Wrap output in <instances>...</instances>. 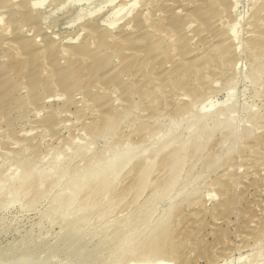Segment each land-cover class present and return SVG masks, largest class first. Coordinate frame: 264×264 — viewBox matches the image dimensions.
<instances>
[{"label":"rangeland","instance_id":"374dc122","mask_svg":"<svg viewBox=\"0 0 264 264\" xmlns=\"http://www.w3.org/2000/svg\"><path fill=\"white\" fill-rule=\"evenodd\" d=\"M6 1L0 0V245L45 237L54 244L79 229L75 234L89 241L111 235L103 264H264V0ZM96 21L105 31L110 21H118L113 31L132 26L126 28L135 30L131 42L138 37L133 45L150 53L146 73L137 70L143 53L125 62L136 77L118 68L130 51L109 45L101 29L92 36L88 28ZM150 24L175 31L180 56L174 61L191 62L184 70L188 81L158 67L174 52L175 37H152ZM70 44L100 47L78 61L90 68L68 70L62 57H69ZM135 82L142 88L132 90ZM202 113L207 122H199ZM182 142L189 152L173 171L180 177L166 195L152 197L168 181L166 157L179 159ZM163 143L167 150L154 156ZM128 153L137 155L126 159ZM145 160V182L135 185L134 165ZM113 163L119 166L105 169ZM96 176L103 180L96 183ZM168 216L172 259L147 252L150 232L163 231ZM128 219L138 221L132 229ZM128 242L139 247L131 251Z\"/></svg>","mask_w":264,"mask_h":264},{"label":"bare ground","instance_id":"6f19581e","mask_svg":"<svg viewBox=\"0 0 264 264\" xmlns=\"http://www.w3.org/2000/svg\"><path fill=\"white\" fill-rule=\"evenodd\" d=\"M1 1H5V4H6V2H8V1H6V0H1ZM108 1H111V0H108ZM127 1V0H126ZM138 1V0H137ZM237 1V0H236ZM234 2V1H233ZM35 3H37V2H35ZM34 3V4H35ZM107 3V2H106ZM108 3H112V1L111 2H108ZM260 3V2H259ZM237 4V3H236ZM27 5V4H26ZM37 5V4H36ZM60 5V4H59ZM127 5V4H126ZM125 5V6H126ZM129 5H130V3H129ZM1 6V5H0ZM5 6V5H4ZM38 6V5H37ZM124 6V7H125ZM236 6V5H235ZM239 6V5H238ZM31 8V7H30ZM33 8L35 9V7L33 6ZM32 8V9H33ZM33 9V10H34ZM123 9V8H122ZM10 11V10H9ZM29 11V10H28ZM98 11H100V9L98 10ZM181 11V10H180ZM179 11V12H180ZM235 11V10H234ZM3 12V11H2ZM5 12V11H4ZM11 12V11H10ZM25 12V11H24ZM233 12V11H232ZM23 13V12H22ZM26 13V12H25ZM145 14V13H144ZM113 15H115V13L114 14H112V16ZM5 16V15H4ZM17 17V16H16ZM148 17V16H147ZM15 18V17H14ZM18 18V17H17ZM132 18V17H131ZM25 19V18H24ZM103 19V18H102ZM11 20V19H10ZM225 20V19H224ZM102 21V20H101ZM119 21V20H118ZM118 21H110L109 22V26H113L112 28H110V27H108V29L105 31V29L107 28H105L104 30L103 29H101V25H98L97 24V21H96V23H90V25H89V31L88 32H90L91 34L93 33V34H95V33H97L100 29L102 30V32H104L102 35H101V38H105V41L106 40H108L107 41V43L108 42H114L115 44L117 43L118 45H115L114 43V46L115 47H117V46H123L124 47V50H126V51H130V52H128L129 54L128 55H125L124 57L122 56V60L121 61H124L123 63H125L126 62V60L129 58V61L131 60V58L134 60V59H136L137 58V56L139 55V53H143V56L145 57V58H143V59H145V61H143V63H141V67L140 68H137V70H138V72L140 71L141 72V70L145 67V65L146 64H148V63H150L151 62V58H148L149 56H150V53H144V52H142V50H141V48L139 49V48H137V46L138 45H136V46H134L133 45V41L131 42V37H132V35H133V33H134V31L135 30H133L132 31V29H126V28H128V27H132L131 25L130 26H128V27H126V28H122V30L121 31H113L112 29H114L116 26V24H117V22ZM21 22V21H20ZM149 22V21H148ZM19 24V23H18ZM33 24V23H32ZM100 24H101V22H100ZM141 24V23H140ZM236 24V23H235ZM235 24H234V28H235ZM2 25H5V24H2ZM1 25V26H2ZM30 25H31V23H30ZM105 25H107V24H105ZM117 26H118V24H117ZM150 26H151V24H150ZM200 29H202V28H204V26L202 25V24H200ZM43 27V26H42ZM105 27V26H104ZM125 27V26H124ZM134 27V29H137L136 27H137V25H134L133 26ZM227 27V26H226ZM2 28V27H1ZM6 28H10V27H8V26H6ZM110 28V29H109ZM143 28V27H142ZM146 28V27H145ZM148 28V27H147ZM146 28V29H147ZM151 28H153L152 29V31L151 30H148V31H151V36L153 37V35H156L155 37H156V39H157V36H158V38H163L164 36H169V37H171V39H172V36H174L175 37V41L172 43V44H174V52L171 54V55H169L164 61H162L161 63H160V65L158 66V67H161V69L162 70H164L165 71V74L167 73V72H169V73H167L168 75V77H174V75H176V76H179V78L183 81V82H185V81H188L187 80V77H186V73L184 72V70H186L185 68L187 67H189L190 66V61H182V63H180L181 65H177V63L178 62H175L174 60H176V58L178 57V56H180V53H179V50L178 49H176V45H177V43L179 42L178 40V38L176 37V35H174V34H176L175 33V31L173 30V29H171V28H168V29H166V28H161V29H159V28H154V26H151ZM229 28V27H228ZM3 29V28H2ZM49 29V28H48ZM141 29V28H140ZM236 29V28H235ZM234 29V30H235ZM251 29V28H250ZM6 30V29H5ZM31 30V29H30ZM145 30V29H144ZM233 30V29H232ZM23 31V30H22ZM52 31V30H51ZM138 31V30H137ZM140 31V30H139ZM201 31V30H200ZM4 32V31H3ZM7 32H9V31H7ZM34 32V31H33ZM32 32V33H33ZM99 32H101V31H99ZM98 32V33H99ZM233 32V34H234V31H232ZM49 33V32H48ZM135 33H137V32H135ZM139 33H141V32H139ZM138 33V34H139ZM144 33V32H143ZM154 33V34H153ZM164 33H166V34H164ZM3 34V33H2ZM2 34H0V35H2ZM7 34V33H6ZM28 34V33H27ZM81 34V33H80ZM91 34H89V35H91ZM93 34H92V36H93ZM173 34V35H172ZM179 34V33H178ZM235 34H236V30H235ZM8 35V34H7ZM29 35V34H28ZM32 36V35H31ZM234 36V35H233ZM4 37V36H3ZM53 37V36H52ZM81 37V36H80ZM97 37H98V35H97ZM173 37V38H174ZM236 37V36H235ZM8 38V37H7ZM60 38V37H59ZM58 38V39H59ZM91 38V37H90ZM134 38V37H133ZM141 38V37H140ZM164 38H166V37H164ZM11 39V38H10ZM40 39V38H39ZM92 39H93V37H92ZM136 39H138V37L136 38ZM135 39V41L134 42H136V41H138V40H136ZM170 39V38H169ZM235 39H237V38H235ZM5 40V39H4ZM28 40H29V38H28ZM35 40V39H34ZM78 40V39H77ZM94 40V39H93ZM57 41V40H56ZM76 41V40H75ZM87 41H89L90 43L89 44H91L92 43V41H91V39L90 40H87ZM104 41V40H103ZM173 41V40H172ZM192 40H190V42H191ZM195 41V40H194ZM35 42H37V41H35ZM236 42V41H235ZM240 42V41H239ZM32 43H33V41H32ZM64 43V42H63ZM87 43V42H86ZM96 43V42H95ZM103 43H105V42H103ZM138 43V42H137ZM56 44V43H55ZM96 44H98V43H96ZM100 44H101V42H100ZM109 45H110V43H108ZM107 44V45H108ZM113 44H111V46L113 45ZM241 44V43H240ZM22 45V44H21ZM21 45H19V46H21ZM61 45H63V44H61ZM67 45V44H66ZM99 45V44H98ZM105 45V44H104ZM235 45V44H234ZM3 46V45H2ZM55 46V45H54ZM60 46V45H59ZM83 46V45H82ZM81 45H76V46H74V45H71L70 44V46H68V48H67V51L65 52V51H63V49H62V53L63 52H65V53H68V55H69V57H67V56H64V57H62L60 54V56L62 57V59H64L65 58V60H67V62H66V65L68 66V70H71L70 68L71 67H76V65L77 66H80V67H78L77 69L76 68H74V69H76L77 71H75V70H73L74 72H78V73H80V71L81 70H87L88 68H90V67H88V66H91V65H86V63H85V66L84 65H81V64H83V60L80 58L81 56H83V55H85L87 52H89V51H93V49L95 48V46H94V48H92L93 46H89L88 45V47L86 46V47H82ZM110 46V47H111ZM125 46L127 47V48H125ZM133 46L134 47H136V48H133ZM170 46V45H169ZM4 47V46H3ZM47 47V46H46ZM45 47V51L46 50H49V48H46ZM56 47H57V44H56ZM61 47V46H60ZM63 47V46H62ZM61 47V48H62ZM66 47V46H65ZM130 47V48H129ZM171 47V46H170ZM22 48V47H21ZM55 48V47H54ZM64 48V47H63ZM97 48H100L99 46L97 47L96 46V49ZM102 49H103V46L101 47ZM105 48V47H104ZM107 48L108 47H106L105 49H106V51H109V48H108V50H107ZM129 48V49H128ZM57 49V48H56ZM95 49V50H96ZM104 49V50H105ZM112 48H110V50H111ZM115 49V48H114ZM128 49V50H127ZM238 49H239V47H238ZM19 50V49H18ZM22 50V49H21ZM58 50V52H59V49H57ZM101 50V49H100ZM61 51V50H60ZM105 51V52H106ZM165 51V50H164ZM239 51V50H238ZM23 52V51H22ZM104 52V51H103ZM113 52V51H112ZM61 53V52H60ZM65 53H64V55H65ZM19 54H20V52H19ZM67 55V54H66ZM59 56V57H60ZM206 56H209V55H206ZM67 57V58H66ZM134 57V58H133ZM136 57V58H135ZM140 57H142V56H140ZM166 57V56H165ZM79 58V59H78ZM198 58V57H197ZM209 58H211V57H209ZM138 59V58H137ZM136 59V60H137ZM140 59V58H139ZM178 59V58H177ZM82 61V62H78V61ZM209 60H211V59H209ZM57 61V60H56ZM64 61V60H63ZM62 61V62H63ZM85 61V60H84ZM121 61H119V62H121ZM139 61V60H138ZM179 61V60H178ZM59 62V61H58ZM65 62H64V65H65ZM118 62V61H117ZM118 62V64H121L122 66H121V68H120V66L118 67L120 70L122 69V70H124V74L126 75V76H128V77H131V78H133V77H136V75L138 74V72H137V70H135V69H131L132 68V66H131V68L129 67V65H128V68H130V69H128L127 67H126V69H125V65H126V63L124 64V67H123V63H119ZM140 62V61H139ZM181 62V61H180ZM57 63V62H56ZM136 63V62H135ZM25 64V63H24ZM76 64V65H75ZM90 64V63H89ZM118 64L116 65V66H118ZM131 64H134V61H133V63H131ZM140 64V63H139ZM168 64H171V66H169ZM46 65V64H45ZM57 65L58 66H63V64L61 65L60 64V62L59 63H57ZM65 65V69H66V66ZM137 65V64H136ZM149 65V64H148ZM238 65V64H237ZM24 66V65H23ZM139 66V65H138ZM124 69H123V68ZM134 67V66H133ZM136 67V66H135ZM146 67H147V65H146ZM158 67L156 68V69H158ZM167 67H171V68H167ZM117 68V69H118ZM237 68V67H236ZM147 69H149V67H147ZM160 69V70H161ZM134 70L137 72V73H134ZM143 70H145V68L143 69ZM198 70V69H197ZM47 72H49L48 74L46 73V75H48V76H52V73H53V71L51 70V71H47ZM139 72V73H140ZM197 72L198 71H196V74H197ZM78 73H76L75 75H77ZM92 73V72H91ZM143 73V72H142ZM145 73H146V70H145ZM144 74V73H143ZM93 75V74H92ZM140 75H141V73H140ZM145 75H147V74H145ZM86 76H89V75H86ZM91 76V75H90ZM125 76V77H126ZM142 76V75H141ZM77 78H81V76H76ZM148 77V76H147ZM159 77H161V76H159ZM143 78V77H142ZM157 78V77H156ZM156 78H154V80L156 79ZM145 79V78H144ZM143 79V80H144ZM147 79V78H146ZM145 79V80H146ZM159 78H157L156 80H158ZM60 79H58V81H59ZM143 80H142V82H143ZM145 80H144V82H145ZM137 81V80H136ZM139 82H141L140 80H138ZM64 82V81H63ZM140 83V84H146V82L145 83ZM64 83H62V85H63ZM142 85H139L138 83H133L132 84V86H131V89L132 90H135L136 88L138 89L139 88V86H140V88H142ZM55 86H56V84H55ZM147 86V85H146ZM145 85H144V88L146 87ZM135 88V89H134ZM27 90V89H26ZM181 90H183V89H181ZM28 91V90H27ZM144 91V90H143ZM81 93V92H80ZM203 93V92H202ZM201 93V94H202ZM79 94V93H78ZM83 94V93H82ZM197 94V93H196ZM199 94V93H198ZM79 95H81V94H79ZM203 95V94H202ZM205 95V94H204ZM193 96V95H192ZM201 96V95H200ZM206 96H207V94H206ZM72 97H73V95H72ZM142 96H140V98H141ZM195 97V96H194ZM197 97V96H196ZM212 97V96H211ZM57 98V97H56ZM139 98V99H140ZM60 99V98H59ZM72 98H70V100H71ZM75 100H76V98H74ZM81 99H83V98H81ZM147 100L148 98H147V96H144L141 100ZM51 100V99H50ZM57 100V99H56ZM74 100V101H75ZM117 100V99H116ZM140 100V103L142 102ZM206 100V99H205ZM65 101V100H64ZM200 101H201V99H200ZM52 103V102H51ZM139 103V102H138ZM117 105V104H116ZM204 106V105H203ZM194 110V109H193ZM219 113V112H218ZM209 117V115L207 114V113H202L201 114V117H200V121L199 122H207V120L210 118H208ZM215 117H217L216 119H218L219 117L218 116H216L215 115ZM255 121V120H254ZM203 124V123H202ZM207 124V123H206ZM198 125V124H197ZM207 126V125H206ZM209 130H211V129H204L203 128V133H205V134H209ZM28 134V133H27ZM206 137V136H205ZM180 143V142H179ZM183 143V142H182ZM181 143V146H180V150H179V155H180V158L178 159V158H176V157H174V158H171V155L169 156V154H168V156L169 157H166V158H168V161H169V164H168V166H167V169H168V171H169V177H168V181L166 182V185L165 184H163V185H165L163 188H161V187H158L159 188V190H156V191H154V193L152 194V197H161V195H163V194H165L166 195V192H168V191H170L174 186V184L177 182V179L180 177H178V175H180V173H178V172H173L176 168H177V166H179V165H181L182 163H183V160L185 159V156L188 154H185L186 152H189V151H187L188 150V145L186 144V143H183L182 144ZM169 147V144L168 143H163V144H161V145H159V147H157L156 148V151H155V153H154V156H156L157 154H160V153H163V152H165L166 150H167V148ZM190 147V146H189ZM257 150V149H256ZM166 153H168V152H166ZM183 153V154H182ZM164 154V153H163ZM135 155H137V154H135ZM135 155L133 156V153H128V155L127 156H125V158L126 159H128V158H130V157H135ZM166 156H167V154H166ZM132 157V158H133ZM142 161H143V159H142ZM141 161V162H142ZM148 161L149 160H145V163H140V165L139 164H135L134 165V175H135V180L134 181H136V179H137V181L136 182H133V184H135V185H139V186H141L142 184H144V182H145V174H146V172H147V169H148V166H147V164H148ZM147 163V164H146ZM116 163H113L112 165H108L107 166V164H106V166L107 167H105V169L106 170H108V169H111V168H116V167H118L119 166V164H116ZM139 165V166H138ZM178 174V175H177ZM137 176V177H136ZM96 178H98V180L101 178V177H99V176H96L95 178L93 177V180H95ZM102 179V178H101ZM100 179V180H101ZM103 180V179H102ZM92 181V180H91ZM91 181L89 182V183H91ZM96 181V183H97V179L95 180ZM95 181H94V184L93 185H95V189H96V185L97 184H95ZM87 182V181H86ZM103 182V181H102ZM165 182V181H164ZM92 183H93V181H92ZM100 183V182H99ZM28 185V184H27ZM85 185V184H84ZM98 185H100V184H98ZM161 185V184H160ZM159 185V186H160ZM29 186V185H28ZM20 188V187H19ZM27 188V187H26ZM84 188H86V187H84ZM88 188H89V186H87V188H86V190H88ZM94 188V187H93ZM100 188H101V186L99 187V189L97 188V190H92L94 193H92V196H93V194H96V192H98V190H100ZM28 189V188H27ZM90 189V188H89ZM139 188H137L136 187V190H138ZM85 190V189H84ZM90 191V190H89ZM82 192V191H81ZM83 193V192H82ZM79 195V194H78ZM91 195V194H90ZM87 196H88V194H87ZM151 197V196H150ZM73 198V197H72ZM71 198V199H72ZM75 198H76V196H75ZM149 198V197H148ZM157 198H156V200H157ZM68 199V198H67ZM159 200V199H158ZM63 201H65V200H63ZM67 201H69V199L67 200ZM75 201V200H74ZM77 201V200H76ZM148 201H149V199H148ZM71 201H69L68 203L69 204H71L70 203ZM147 202V201H146ZM145 202V203H146ZM150 202V201H149ZM157 202V201H156ZM72 203H73V200H72ZM75 203V202H74ZM79 203H82V202H79ZM79 203H76V205H78ZM152 203V202H151ZM151 203H148L147 202V207H148V209H150L149 208V206H152L153 207V205H150ZM57 204H59V203H57ZM60 204H61V202H60ZM65 204H67V203H65ZM144 204V203H143ZM148 204H149V206H148ZM153 204H155V203H153ZM80 205V204H79ZM146 205V204H145ZM58 206V205H57ZM61 206V205H60ZM63 206V205H62ZM68 206V205H67ZM66 207V206H65ZM142 207H143V205H142ZM142 207H141V209H142ZM68 208V207H67ZM67 208H65L66 210H67ZM145 207H143V209H144ZM156 208V207H155ZM55 209V208H54ZM58 209H60L61 210V208H59L58 207ZM57 209V210H58ZM64 209V208H63ZM138 209V208H137ZM148 209L146 208L145 209V214L147 213L146 211H148ZM153 209V208H152ZM151 210V209H150ZM53 211V210H52ZM71 211H73V210H71ZM70 210H69V212H71ZM138 211V210H137ZM139 211H141V210H139ZM138 211V212H139ZM156 211V210H155ZM47 212V211H46ZM58 212V211H57ZM57 212H54L55 213V215H57ZM61 212V211H60ZM59 212V213H60ZM67 212V211H66ZM66 212H65V214H66ZM136 212V211H135ZM150 212V211H149ZM58 213V214H59ZM62 213V212H61ZM60 213V214H61ZM46 214V213H45ZM52 215H53V213H51ZM70 214H72V213H70ZM142 214V213H141ZM49 215V214H48ZM47 215V216H48ZM51 215V216H52ZM64 215V214H63ZM67 215H68V213H67ZM131 215V214H130ZM134 215H138V214H134ZM139 215H140V213H139ZM146 215H148V214H146ZM54 216V215H53ZM64 216H66V215H64ZM63 216V218H68V216H66V217H64ZM84 216V215H83ZM133 216V215H132ZM143 216V219H144V216L145 215H142ZM172 216V215H171ZM171 216H168V217H166V219L165 220H163V222H162V224H163V226H164V228L165 229H163V231H159L160 229H157L155 232H150L151 233V235H150V239H148L149 241H148V250H147V252H150V251H155V252H157L158 253V255H155V256H157L158 258H159V256H161V257H164V258H167V257H169V258H171V257H173V253H174V251H175V246L174 245H172L171 243V241H169L168 239H166L165 237H166V235L168 234H170V230H169V228H168V226H167V221H169V219H170V217ZM50 216H48V218H49ZM71 217H73V216H71ZM77 217V216H76ZM87 217H88V215H87ZM90 217V216H89ZM88 217V218H89ZM128 217H129V215H128ZM134 217V216H133ZM42 218V217H41ZM62 218V217H61ZM70 218V217H69ZM78 218V217H77ZM88 218L86 219L87 221H88ZM125 218V217H124ZM131 218L132 217H130V220H131ZM134 218H136V217H134ZM139 218H140V220H141V216H139ZM147 218V217H146ZM149 218V217H148ZM46 219V218H45ZM54 219V218H53ZM53 219H51L52 221H53ZM83 219V218H82ZM92 219H94V218H92ZM91 219V220H92ZM127 219V218H126ZM137 220H138V218H136ZM150 219H151V217H150ZM154 219V218H153ZM48 220V219H47ZM50 220V221H51ZM64 220V219H63ZM68 220V219H67ZM123 220V219H122ZM129 220V219H128ZM129 220V222L127 223V224H125L128 228L127 229H129V228H133V224L135 223V222H138L137 220L135 221V222H133L132 223V221H130ZM132 220H133V218H132ZM139 220V221H140ZM149 220V219H148ZM55 221V220H54ZM70 221V220H69ZM77 221V220H76ZM76 221H73V222H76ZM81 221V220H80ZM65 222V221H64ZM83 222V221H82ZM82 222H79L80 224L82 223ZM85 222V221H84ZM84 222H83V224H84ZM97 222V221H96ZM106 222V221H105ZM146 222V221H145ZM156 222V221H155ZM55 223V222H54ZM79 223H77V225L79 224ZM91 223H92V221H91ZM90 223V224H91ZM99 223V222H98ZM104 223V222H103ZM102 223V224H103ZM123 223V221L121 222V224ZM147 223V222H146ZM166 225H165V224ZM68 224V226L71 228V226H72V229L75 227V224L74 223H72V221L70 222V223H67ZM105 224V223H104ZM117 224H119V223H117ZM117 224H116V227H117ZM140 224V223H139ZM139 224H138V226H139ZM144 224V223H143ZM54 225V224H53ZM87 225V224H86ZM89 225V224H88ZM87 225V226H88ZM97 225V224H96ZM147 225V224H146ZM146 225H145V227H146ZM151 225V224H150ZM61 226V225H60ZM74 226V227H73ZM78 226H80L81 227V225H78ZM91 226H93L94 227V225H91ZM98 226V225H97ZM100 226V225H99ZM115 226V225H114ZM120 226V225H119ZM137 226V225H136ZM142 226V225H141ZM68 227V228H69ZM77 227V226H76ZM84 227V226H83ZM86 227V226H85ZM96 227V226H95ZM102 228H103V226H101ZM106 227V226H105ZM115 227V228H116ZM121 227V226H120ZM122 227H124V225L122 226ZM51 228V227H50ZM61 228V227H60ZM64 229H65V227H63ZM68 228H66V229H68ZM69 228V229H70ZM79 228V227H78ZM78 228H76V229H78ZM89 228V227H88ZM102 228H100V230L102 229ZM114 228V229H115ZM119 228V227H118ZM136 228V227H135ZM144 228V227H143ZM41 229H43V228H41ZM65 229V230H66ZM76 229H73V230H75L76 231ZM87 229V228H86ZM85 229V230H86ZM97 229H99V228H97ZM108 229V228H107ZM111 228H109V230H110ZM113 229V230H114ZM126 228H124V230H125ZM130 229V230H131ZM138 229H139V227H138ZM16 230V229H15ZM71 230V229H70ZM89 230V229H88ZM100 230H98V233L100 232ZM112 230V231H113ZM120 230H122L123 231V229L121 228ZM129 230V231H130ZM45 231V230H44ZM52 231V230H51ZM74 231V232H75ZM78 231H79V229H78ZM77 231V232H78ZM83 231V230H82ZM94 231V230H93ZM104 232L106 231V229L105 230H103ZM32 232H34V231H32ZM31 232V233H32ZM73 232V231H72ZM71 231L69 232V233H65V235L63 234V236L62 237H60V239L58 240V237H57V242H55L54 244L52 243V244H50V243H47V240H46V237H45V240H46V242H45V240L42 242L41 240V242L40 241H37V243H35V241L33 242V241H31V240H29V238H28V240H25V239H23L22 241L20 240V242H19V240H18V244L16 243V245L14 246L13 245V241H14V239H12L13 241H11L12 242V245H13V247H12V245H11V242H10V246L9 247H4V245L3 244H1V245H3V247L1 246L0 247V264H57L56 262H57V260L59 259V258H61V257H65V259H66V261L68 262V263H66V264H103L104 263V260L101 258V255L102 254H105V253H107V252H105V253H103V251H104V249L106 248L107 249V247H108V245H110V246H112L111 244L112 243H110V239L108 238L109 236H111V235H109V236H104L103 235V237L100 235L101 234V232L99 233V235L101 236H97V237H95V239H90L91 241H89V237H88V235L87 236H85V239H86V237H88V241L87 240H85L84 238H81L79 235H77V234H75V233H77V232H75V233H72ZM80 232H81V228H80ZM95 232V231H94ZM111 232V231H110ZM110 232H108V233H110ZM131 232V231H130ZM9 233V232H8ZM84 233V232H83ZM83 233L81 232L80 234H82L83 235ZM85 233H87V231H85ZM85 233H84V235H85ZM90 233H91V231H90ZM90 233H89V235H90ZM96 233H97V231H96ZM122 233H124V232H122ZM126 233L127 234H129L127 231H126ZM131 233H133V232H131ZM42 234V233H41ZM79 234V233H78ZM94 234V233H93ZM103 234V233H102ZM105 234V233H104ZM112 234V233H111ZM114 234H116V233H114ZM114 234H112V236H114ZM133 234H135V233H133ZM84 235H83V237H84ZM95 235V234H94ZM97 235V234H96ZM149 235V234H148ZM147 235V236H148ZM20 236V235H19ZM40 236V235H39ZM42 236V235H41ZM40 236V237H41ZM121 236V235H120ZM129 236H130V234H129ZM38 236L36 235V238H37ZM48 237V236H47ZM116 237V236H115ZM132 237V236H131ZM130 237V238H131ZM34 238V237H33ZM43 238V237H42ZM42 238H40V239H42ZM53 238V237H52ZM55 238V237H54ZM92 238V237H91ZM93 238H94V236H93ZM99 239V240H96V239ZM119 238V237H118ZM120 238H122V237H120ZM126 238H128V237H126ZM20 239H22V238H20ZM44 239V238H43ZM56 239V238H55ZM114 239V238H113ZM117 239V238H116ZM124 239H125V236H124ZM123 239V240H124ZM134 239V238H133ZM34 240H36V239H34ZM49 240H51V239H49ZM48 240V241H49ZM54 240V239H53ZM96 240V242H94V241ZM118 240V239H117ZM122 240V241H123ZM126 240V239H125ZM124 240V241H125ZM56 241V240H55ZM119 241V240H118ZM134 241V240H133ZM136 241V240H135ZM38 242H40V243H38ZM50 242V241H49ZM111 242H112V240H111ZM114 243H115V241H114ZM129 243V242H128ZM130 243H132V242H130ZM129 243V245L128 246H130L131 244ZM127 244V243H126ZM134 244V243H133ZM131 245L130 247H128L127 245L125 246V247H128V248H130V250L132 249H135L136 247L138 248L139 246L137 245V246H134V245ZM145 244V243H144ZM7 245V244H6ZM5 245V246H6ZM9 245V244H8ZM7 245V246H8ZM116 246H117V244H116ZM116 246H115V248H116ZM121 246V245H120ZM119 246V247H120ZM113 248H114V246H113ZM105 249V251H107L108 249H110V248H108L107 250ZM119 249V248H118ZM142 249H146V248H144L143 247V245H142ZM142 249H140V251L142 250ZM131 250V251H132ZM116 251V250H115ZM131 251H129V252H131ZM129 252H127V253H129ZM112 253V252H111ZM115 253V252H114ZM109 254V253H108ZM107 254V255H108ZM115 254H117V253H115ZM123 254H124V251H123ZM107 255H105V256H107ZM103 257V256H102ZM114 257V256H113ZM117 257V256H116ZM151 258V257H150ZM162 259V258H161ZM172 259V258H171ZM61 260V261H60ZM63 260L62 259H59V264H61V262H62ZM110 261V260H109ZM117 261V260H116ZM158 262V264H162L163 262H162V260L160 261V260H158L157 261ZM63 264V263H62ZM64 264H65V261H64Z\"/></svg>","mask_w":264,"mask_h":264}]
</instances>
